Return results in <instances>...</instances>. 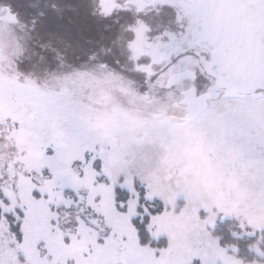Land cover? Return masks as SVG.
<instances>
[{"label":"snow or ice","instance_id":"obj_1","mask_svg":"<svg viewBox=\"0 0 264 264\" xmlns=\"http://www.w3.org/2000/svg\"><path fill=\"white\" fill-rule=\"evenodd\" d=\"M22 7L0 0V264H264V0H92L111 58L71 62L36 58Z\"/></svg>","mask_w":264,"mask_h":264},{"label":"flooded vegetation","instance_id":"obj_2","mask_svg":"<svg viewBox=\"0 0 264 264\" xmlns=\"http://www.w3.org/2000/svg\"><path fill=\"white\" fill-rule=\"evenodd\" d=\"M21 3L23 7L20 11L25 23L33 17L42 19L43 23L38 25L32 35L37 44L41 38L44 41L51 40L55 52L38 46L40 54L47 58L49 55L52 57L48 58L50 61L55 62L57 53L69 62L88 52L111 58L112 54L100 51L108 46L106 37L109 33L103 30L106 22L89 15L92 11V0H21ZM41 12L45 13L43 18L39 17Z\"/></svg>","mask_w":264,"mask_h":264},{"label":"rangeland","instance_id":"obj_3","mask_svg":"<svg viewBox=\"0 0 264 264\" xmlns=\"http://www.w3.org/2000/svg\"><path fill=\"white\" fill-rule=\"evenodd\" d=\"M38 45H39V44L36 43V44H34V46H33V47H34V51H35L36 54H37V56H36L37 59H38V57H39V55H40V52H39V50H38ZM40 50H41V49H40ZM48 58H49V59H52V57H51L50 55L48 56Z\"/></svg>","mask_w":264,"mask_h":264}]
</instances>
